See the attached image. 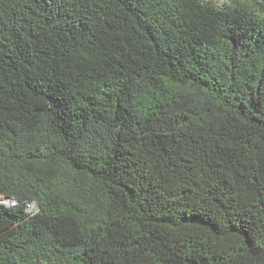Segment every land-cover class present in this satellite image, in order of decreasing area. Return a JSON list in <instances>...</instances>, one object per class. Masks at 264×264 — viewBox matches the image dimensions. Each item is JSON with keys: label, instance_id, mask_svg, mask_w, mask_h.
Listing matches in <instances>:
<instances>
[{"label": "trees", "instance_id": "obj_1", "mask_svg": "<svg viewBox=\"0 0 264 264\" xmlns=\"http://www.w3.org/2000/svg\"><path fill=\"white\" fill-rule=\"evenodd\" d=\"M0 196V264H264V0H0Z\"/></svg>", "mask_w": 264, "mask_h": 264}, {"label": "rangeland", "instance_id": "obj_2", "mask_svg": "<svg viewBox=\"0 0 264 264\" xmlns=\"http://www.w3.org/2000/svg\"><path fill=\"white\" fill-rule=\"evenodd\" d=\"M206 1V0H204ZM216 3H219V4H232V3H236V2H242V3H248V4H256V1L258 0H212ZM261 1V0H259ZM3 197V196H2ZM32 208V206H31ZM34 208H32L33 210Z\"/></svg>", "mask_w": 264, "mask_h": 264}, {"label": "water", "instance_id": "obj_3", "mask_svg": "<svg viewBox=\"0 0 264 264\" xmlns=\"http://www.w3.org/2000/svg\"><path fill=\"white\" fill-rule=\"evenodd\" d=\"M17 202V199L11 197H4V200H0V203H6L7 205L14 204Z\"/></svg>", "mask_w": 264, "mask_h": 264}, {"label": "bare ground", "instance_id": "obj_4", "mask_svg": "<svg viewBox=\"0 0 264 264\" xmlns=\"http://www.w3.org/2000/svg\"><path fill=\"white\" fill-rule=\"evenodd\" d=\"M0 200H4V197L0 196Z\"/></svg>", "mask_w": 264, "mask_h": 264}]
</instances>
